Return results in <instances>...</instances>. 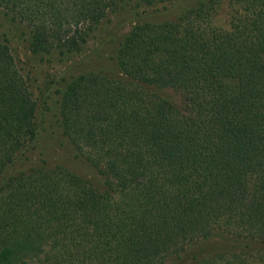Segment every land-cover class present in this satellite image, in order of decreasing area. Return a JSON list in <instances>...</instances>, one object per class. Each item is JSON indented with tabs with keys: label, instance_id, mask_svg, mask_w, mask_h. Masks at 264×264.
<instances>
[{
	"label": "trees",
	"instance_id": "16d2710c",
	"mask_svg": "<svg viewBox=\"0 0 264 264\" xmlns=\"http://www.w3.org/2000/svg\"><path fill=\"white\" fill-rule=\"evenodd\" d=\"M171 1L0 0V15L58 66L108 13ZM222 3L226 29L211 25ZM57 91L58 131L94 176L16 166L37 104L0 39V264H161L210 238L183 264H264V0L136 22L108 68Z\"/></svg>",
	"mask_w": 264,
	"mask_h": 264
},
{
	"label": "rangeland",
	"instance_id": "374dc122",
	"mask_svg": "<svg viewBox=\"0 0 264 264\" xmlns=\"http://www.w3.org/2000/svg\"><path fill=\"white\" fill-rule=\"evenodd\" d=\"M195 0H172L158 10H137L134 12L126 6L115 13H108L93 32L92 37L82 51L71 61L58 66L37 63L29 50V44L20 27H14L0 15V39H5L13 55L15 65L28 83L36 99V138L32 149L16 160V166L23 162L24 168L40 162L48 167L64 165L74 173L94 176L90 166L84 161L74 160L68 153L69 144L58 131L57 98L58 88L69 78L81 71L108 68L111 58L121 37L139 21L161 22L172 21L192 5ZM229 8L222 3L212 14L211 25L226 29ZM26 35V34H25ZM168 92V90L164 91ZM173 96V95H172ZM176 98L173 96V99ZM220 239L210 238L203 243L190 244L178 255L166 258L161 264H183L189 261L193 252L203 249ZM196 249V250H195Z\"/></svg>",
	"mask_w": 264,
	"mask_h": 264
}]
</instances>
